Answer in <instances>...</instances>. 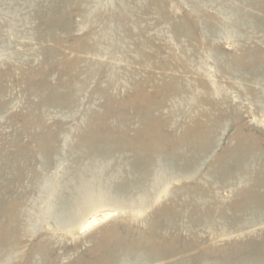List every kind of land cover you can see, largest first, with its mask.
Listing matches in <instances>:
<instances>
[{
	"label": "rangeland",
	"instance_id": "rangeland-1",
	"mask_svg": "<svg viewBox=\"0 0 264 264\" xmlns=\"http://www.w3.org/2000/svg\"><path fill=\"white\" fill-rule=\"evenodd\" d=\"M0 264H264V0H0Z\"/></svg>",
	"mask_w": 264,
	"mask_h": 264
},
{
	"label": "bare ground",
	"instance_id": "bare-ground-1",
	"mask_svg": "<svg viewBox=\"0 0 264 264\" xmlns=\"http://www.w3.org/2000/svg\"><path fill=\"white\" fill-rule=\"evenodd\" d=\"M153 146H154V145H153ZM149 147L151 148V145H149ZM145 148H146V147H145ZM145 148L143 147L142 150H143V154L146 155V156H145V159H146L147 156L149 155L151 149H147V148L145 149ZM145 162H146V161H145ZM100 217H102V216L95 217L93 221H96V220H97L98 218H100Z\"/></svg>",
	"mask_w": 264,
	"mask_h": 264
}]
</instances>
